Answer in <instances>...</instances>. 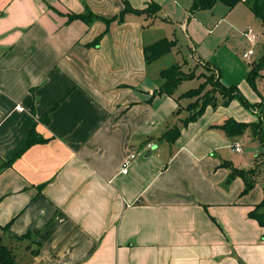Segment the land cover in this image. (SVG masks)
<instances>
[{"label": "crops", "instance_id": "1", "mask_svg": "<svg viewBox=\"0 0 264 264\" xmlns=\"http://www.w3.org/2000/svg\"><path fill=\"white\" fill-rule=\"evenodd\" d=\"M193 1L0 0V163L15 157L0 171V248L19 264H264V227L249 215L264 188L243 193L231 175L263 147L221 128L259 111L233 100L183 124L191 88L154 95L173 54L263 101L245 53L264 45V24L246 0L191 11ZM161 39L177 47L147 64L145 46ZM175 125L176 141L159 140ZM32 130L44 141L20 153Z\"/></svg>", "mask_w": 264, "mask_h": 264}, {"label": "trees", "instance_id": "2", "mask_svg": "<svg viewBox=\"0 0 264 264\" xmlns=\"http://www.w3.org/2000/svg\"><path fill=\"white\" fill-rule=\"evenodd\" d=\"M222 1L229 8H233L237 3L241 0H194L191 6V11H197L201 9H211L215 5L216 2ZM247 4L252 9L253 13L256 17H258L261 22L264 24V0H246ZM151 8V7H150ZM150 8L145 9V12L148 11V14H153L155 11H151ZM127 11H133V9H126L121 14L120 20H123V17ZM136 12H142L141 10H135ZM73 18H84V15H72ZM177 46L176 40L169 39H161L158 42L146 45L145 59L147 64L153 63L159 57L171 52L174 47ZM180 65V66H179ZM174 64L169 68L163 69L160 73L161 78L164 80L160 85L159 89L154 93V95L160 94H173V91L177 89V87L181 84L182 81L193 79L196 76L193 73H183L180 70V67L183 66L181 64ZM209 65V63H208ZM264 69V56L253 63L250 73L247 76L248 81L253 85L255 89H257L256 80L260 77H264L261 74L260 70ZM205 76H208L207 73ZM200 74L198 77H200ZM218 76V74H217ZM218 85L220 89H217V94L208 95V99H203L202 102L198 101H190L187 105V109L190 111L188 117L183 119V124H187L190 121L196 120L208 106H218L221 103L224 105H228L234 99H238L241 104L248 110L251 111H259V119L255 122H240L235 120L234 118H228L222 125L221 128L229 135V136H240L243 135L246 131H250L252 136L258 140L263 147V151L259 153L256 157L255 166L250 169H239L234 168L231 175L233 177L240 176L244 183L245 188L243 193H248L251 191L257 182V176L261 174L262 168L264 166V160H261V157L264 156V100L259 103L250 102L246 96H244L237 85H226L222 82L221 77L218 76ZM205 83H201L198 88L194 87L183 94L181 97L183 98H193L197 96L199 90L202 89ZM202 100V99H201ZM181 134V128L177 125L168 128L160 137L159 140H165L169 143H173L177 140V138ZM44 138L41 137L38 133L32 130L29 134V137L26 141L25 146L21 150L20 153L28 149L35 143L43 142ZM15 158V157H14ZM14 158L4 160L0 163V171L7 168L12 164ZM249 215L256 219L261 226L264 227V200L257 204L253 210L249 212ZM22 238V237H19ZM0 262L2 264H19L13 254V251L6 245H2L0 248Z\"/></svg>", "mask_w": 264, "mask_h": 264}, {"label": "rangeland", "instance_id": "3", "mask_svg": "<svg viewBox=\"0 0 264 264\" xmlns=\"http://www.w3.org/2000/svg\"><path fill=\"white\" fill-rule=\"evenodd\" d=\"M237 45L241 50H243L244 48H246L248 46V43L243 38H241L238 40ZM176 47H174V48H176ZM251 48L255 53V55H253L252 58L255 59L256 61H259V59L262 58L264 55V45L259 43L258 45L251 46ZM186 51L188 52V50H186ZM177 60L178 59H175V56L173 54H170V55L165 56L159 62V64L165 68H169L172 65L177 64ZM189 61H190L189 64L186 65V71L183 69L182 66L180 67V70L183 73H193L196 77L193 79H188V80L182 81L179 88L182 90H187V89L192 88V87L198 88V86L201 83H205V85H203L202 89L199 90L198 95L191 98V101H198L199 100L200 102H202L203 99H208L207 98L208 95H211V94H217L218 95L217 89H220V87L218 85L217 73L208 64L204 63L203 66L199 67L198 64H196V62L193 59H190ZM260 72L262 75H264V69L263 68L260 70ZM204 73H207L208 76H205L206 74H204ZM200 74H202V75L200 77H198ZM163 81L164 80L162 79L161 84L163 83ZM256 84H257V89H258V87L261 88L262 86H264V80L259 81V78H258L256 80ZM247 85L251 89V91H253V92L255 91L253 85H251L250 82H247ZM240 90H241V88H240ZM241 92L244 96H246V94L244 93L243 90H241ZM234 100H236L238 103L241 104V102L238 99H234ZM132 153H135V152H132ZM242 155H243V157H242ZM248 155H249L248 154V148H244L242 153L237 154V157H239L238 160H243V159L247 158ZM250 158H252V156H250ZM261 160H264V156L261 158ZM253 166L254 165H251L250 167L246 166V167H241V168L248 169V168H252ZM262 170L263 171L261 172V174L257 176V182H256V185H259V188H261V189L264 188V166H263ZM256 191L259 192L260 190L257 189Z\"/></svg>", "mask_w": 264, "mask_h": 264}, {"label": "built area", "instance_id": "4", "mask_svg": "<svg viewBox=\"0 0 264 264\" xmlns=\"http://www.w3.org/2000/svg\"><path fill=\"white\" fill-rule=\"evenodd\" d=\"M247 36L250 40H254L255 39V34L253 33L252 30L248 31L247 33ZM254 53V51L251 49L249 51H247L245 53V57L246 58H250L252 56V54ZM2 93V90L0 89V94ZM19 109H22L19 107ZM233 149L236 151V152H241L242 151V146L239 144V143H236L233 145ZM136 157V153H131L129 155V157L127 159H125L124 163H123V172L124 173H127L128 171V166L131 164V162L134 160V158Z\"/></svg>", "mask_w": 264, "mask_h": 264}]
</instances>
